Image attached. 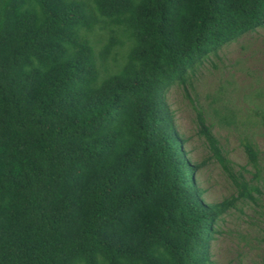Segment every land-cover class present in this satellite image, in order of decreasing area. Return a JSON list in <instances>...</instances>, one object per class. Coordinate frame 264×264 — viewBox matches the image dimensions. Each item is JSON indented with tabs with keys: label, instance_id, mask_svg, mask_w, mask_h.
Returning a JSON list of instances; mask_svg holds the SVG:
<instances>
[{
	"label": "trees",
	"instance_id": "trees-1",
	"mask_svg": "<svg viewBox=\"0 0 264 264\" xmlns=\"http://www.w3.org/2000/svg\"><path fill=\"white\" fill-rule=\"evenodd\" d=\"M259 28L264 0H0V264H214L262 155L234 171L199 111L237 188L208 203L166 96Z\"/></svg>",
	"mask_w": 264,
	"mask_h": 264
},
{
	"label": "rangeland",
	"instance_id": "rangeland-1",
	"mask_svg": "<svg viewBox=\"0 0 264 264\" xmlns=\"http://www.w3.org/2000/svg\"><path fill=\"white\" fill-rule=\"evenodd\" d=\"M190 83L193 89L189 87L187 92L181 87L172 88L166 101L176 129L186 141L185 153L193 163L201 165L197 178L204 198L216 203L236 195L237 188L213 162L199 133L197 114L205 112L207 125L213 127L234 171L245 170L246 178L251 180V166L240 142L246 136L261 152L264 179V94L256 99L264 89V29L224 47L219 58L209 59ZM215 109L221 110L220 116L214 115ZM229 113L233 121L222 122L221 116ZM211 244L214 264H264V191L260 206L239 202L238 209L225 214Z\"/></svg>",
	"mask_w": 264,
	"mask_h": 264
}]
</instances>
